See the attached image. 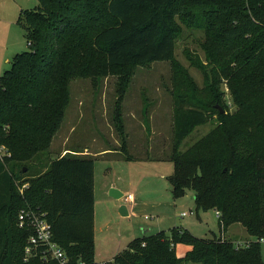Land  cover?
I'll return each mask as SVG.
<instances>
[{
	"label": "trees",
	"instance_id": "1",
	"mask_svg": "<svg viewBox=\"0 0 264 264\" xmlns=\"http://www.w3.org/2000/svg\"><path fill=\"white\" fill-rule=\"evenodd\" d=\"M19 23L30 51L18 53L0 78V264H57L24 261L31 235L18 226L24 209L46 214L69 264H97L96 159L70 154L50 161L70 87L77 79L95 88L116 79L113 122L127 153L128 89L137 69L164 62L174 70V195L193 191L197 210L216 211L220 236L199 238L174 228L135 240L108 263L264 264V0H39L22 11ZM182 25L204 34L206 62L187 54L203 74V87L176 61ZM208 123L216 125L182 151L183 142ZM238 224L253 242L224 239ZM178 245L191 250L180 257Z\"/></svg>",
	"mask_w": 264,
	"mask_h": 264
},
{
	"label": "rangeland",
	"instance_id": "2",
	"mask_svg": "<svg viewBox=\"0 0 264 264\" xmlns=\"http://www.w3.org/2000/svg\"><path fill=\"white\" fill-rule=\"evenodd\" d=\"M12 1L18 2L17 5H24L22 11L34 9L39 5V0H0V12H7ZM22 11L19 13L18 24L24 31V45L20 51L28 52L30 48L26 31L19 23ZM182 28L183 33L176 42V61L187 67L191 76L200 87H203V74L191 66L187 54L195 61L206 62L202 49L204 34L200 31L188 30L183 25ZM0 34H2L0 36L1 52V47L5 45V36L9 37L11 33L3 30ZM14 37L22 39L21 31L15 33ZM3 64L0 61L2 74L10 69L9 64L1 68ZM173 77L174 70L167 62L137 69L123 105L127 153L122 150L124 141L113 122L117 100L116 79L107 78L97 88L90 80L85 79H77L71 84V101L62 127L52 143L50 161L70 154L89 155L96 159L94 189L98 219L95 246L97 256L99 258L100 255L103 262H110L118 252L126 250L135 240L152 236L163 230L170 234L176 227L188 229L199 238L212 239L220 236V220L217 212L197 210L193 191H186V194L180 198L170 195L171 178L175 172L174 163L170 159L173 146V97L171 95L174 87ZM222 89L225 90L226 97L230 98L226 82ZM147 107V117L129 116L131 111H138L141 114V110ZM235 111L236 107L232 106L230 112L233 114ZM145 125L147 129L144 128ZM215 125L216 123H208L196 128L183 142L182 151L190 148ZM106 152L108 153L103 155ZM128 154L137 159L134 161L127 159ZM111 184L120 185L122 193L130 189V186H132L131 190L139 189L136 192L137 198H141L146 204L141 206L143 211H140V215L143 219L140 217L125 219L122 216L123 200L111 196V188H109ZM170 199L173 202L168 211L172 222L166 224L164 205H168ZM110 205L113 206V211L109 215ZM180 213H186L187 216L181 217ZM145 216L149 217L150 221H145ZM112 218L113 224L110 227L105 226L107 220ZM159 222L164 225L163 229L157 227L153 231L150 230ZM237 226H240L242 233L236 230L237 227H231L226 233L227 241L246 246L248 240L253 238L247 235L242 225ZM146 230L148 232L144 234ZM182 246L186 247V245ZM187 248L178 255L180 257L185 255ZM261 253L264 259V241L261 243Z\"/></svg>",
	"mask_w": 264,
	"mask_h": 264
},
{
	"label": "crops",
	"instance_id": "3",
	"mask_svg": "<svg viewBox=\"0 0 264 264\" xmlns=\"http://www.w3.org/2000/svg\"><path fill=\"white\" fill-rule=\"evenodd\" d=\"M15 1V0H14ZM18 3V2H17ZM17 3H15V2H10V4H9V9H8V11L7 12H5V11H3V12H0V25H1V29H0V33H1V31L3 32V30L4 31H7V32H9V33H11V36H9V37H6L5 36V45H3L2 47H1V52H0V61L2 62V63H4L3 64V66L1 67V68H4V66H5V64H9L10 65V67H11V62H12V60H13V58L18 54V53H21V52H24V51H20V50H22V48H23V45H24V42H23V37H24V31H23V29H22V27L18 24V18H19V13L23 10V7H24V5H21V4H19V5H17ZM23 4V3H22ZM16 5V6H15ZM3 13V14H2ZM4 26H5V28H4ZM17 29H19V30H17ZM22 29V30H21ZM19 31H21V33H22V39H19V38H15L14 37V34L15 33H18ZM2 34H0V36H1ZM6 72V71H5ZM4 72V73H5ZM0 74H2L1 72H0ZM3 75V74H2ZM125 101V100H124ZM123 105H124V103H123ZM124 107V106H123ZM129 116L130 117H137V116H141V117H147L148 116V107H147V109H142L141 110V114H139V112L137 111V112H133V111H131L130 112V114H129ZM123 117H124V109H123ZM145 129H147V127H146V125H145V127H144ZM141 132V131H140ZM137 146V145H136ZM123 147V146H122ZM138 147V146H137ZM87 150V149H86ZM108 152H106V153H104L103 155H106ZM62 157V156H61ZM59 158V157H58ZM133 159V161L134 160H136L137 158H132ZM132 161V162H133ZM94 177H95V173H94ZM95 179V178H94ZM138 184L140 185L141 184V181L140 182H138ZM172 184V183H171ZM129 185H132V184H129ZM131 187L132 186H130V189H128L127 191H125V193H122L121 192V190H122V187L120 186V185H114V184H111V185H109V188H111L110 189V194H111V196L112 197H114L112 194L114 193L116 196H117V198L116 197H114V198H116V199H118V200H123L122 201V204H123V206H122V208H121V214H122V216L125 218V219H130L131 217L132 218H141V219H143L142 218V215H140V211L142 210L143 211V209H141V206H143V205H146L145 204V202H143L142 200H141V198L140 199H138L137 198V195H136V192L137 191H139V189H132V190H134V191H132L131 190ZM94 188H95V180H94ZM172 193V194H171ZM170 193V195H173L174 197H175V195H174V190H173V185H172V192ZM96 194V193H95ZM130 194H132L133 195V197H134V199H133V201L132 202H126L125 201V197L127 196V195H130ZM173 202V200L172 199H170V202L168 203V205H164L165 207H166V224L167 223H169V222H172V219L170 218V213H169V211H168V209H169V207L171 206V203ZM110 204V203H109ZM168 207V208H167ZM140 208V209H139ZM112 211H113V206H109V208H108V214L110 215L111 213H112ZM181 214V213H180ZM147 216V215H146ZM144 217V219H145V221L146 220H148V221H150V218L149 217ZM181 217L183 216L182 214L180 215ZM183 217H185V216H183ZM152 218V217H151ZM97 219H98V211H97V207H96V205H95V240H96V223H97ZM113 218L112 219H109V220H107V222H106V224H105V226H107V227H110L112 224H113ZM152 226V225H151ZM164 225H161V223L159 222V224H154L153 226H152V228L150 229V230H154L155 228H157V227H159L160 229H163L164 227H163ZM232 227H237L236 228V230L238 231V232H241L242 233V229L240 228V226H237V225H234V226H232ZM176 228H179V227H176ZM239 229V230H238ZM149 230V231H150ZM148 232V230H146L145 232H144V234H146ZM160 232H166V231H160ZM160 232H158V233H160ZM228 232V231H227ZM226 232V233H227ZM158 233H156V234H158ZM226 233L224 234V239H226V240H228L227 239V237H226ZM155 235V234H154ZM247 235H248V233H247ZM251 237V236H250ZM253 238V237H252ZM254 241V239H251L250 241L248 240V242H247V244H249V243H251V242H253ZM235 243V242H234ZM237 244V243H236ZM241 244V243H240ZM188 247V248H187ZM186 248H187V252L185 253V255L191 250V247H189V246H186V247H184V246H182V245H178L177 247H176V251H177V254H180V252L181 251H184V250H186ZM185 255H183V256H185ZM114 258H112V260H113ZM111 260V261H112ZM96 262L97 263H99V264H103V263H108V262H103V261H101V259H100V255H99V258H98V256H97V253H96Z\"/></svg>",
	"mask_w": 264,
	"mask_h": 264
},
{
	"label": "built area",
	"instance_id": "4",
	"mask_svg": "<svg viewBox=\"0 0 264 264\" xmlns=\"http://www.w3.org/2000/svg\"><path fill=\"white\" fill-rule=\"evenodd\" d=\"M1 77L2 74H0ZM133 199L132 194L125 197L126 202H132ZM182 215L187 216L186 213ZM18 226L20 229L28 230L31 233L25 247V262L32 258H38L43 262L55 261L57 264H69L65 252L53 240L52 226L48 222L45 213L34 209H24L19 214ZM79 264L88 263L80 261Z\"/></svg>",
	"mask_w": 264,
	"mask_h": 264
},
{
	"label": "water",
	"instance_id": "5",
	"mask_svg": "<svg viewBox=\"0 0 264 264\" xmlns=\"http://www.w3.org/2000/svg\"><path fill=\"white\" fill-rule=\"evenodd\" d=\"M222 112H223V110H222ZM112 195L117 198V196L114 193Z\"/></svg>",
	"mask_w": 264,
	"mask_h": 264
}]
</instances>
